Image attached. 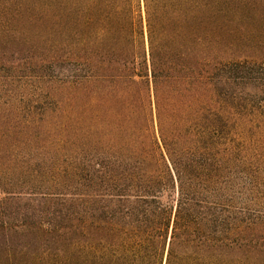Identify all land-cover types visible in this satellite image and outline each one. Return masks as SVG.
<instances>
[{
  "label": "trees",
  "instance_id": "16d2710c",
  "mask_svg": "<svg viewBox=\"0 0 264 264\" xmlns=\"http://www.w3.org/2000/svg\"><path fill=\"white\" fill-rule=\"evenodd\" d=\"M74 1L71 50L83 36ZM196 1L180 13L176 0H143L147 47L139 14L100 28L97 56L60 62L80 86L68 97L84 103L69 119L81 127L42 141L63 157L48 185H35L43 157L34 184L0 183V229L7 216L76 232L79 264H264V62L204 56Z\"/></svg>",
  "mask_w": 264,
  "mask_h": 264
},
{
  "label": "rangeland",
  "instance_id": "374dc122",
  "mask_svg": "<svg viewBox=\"0 0 264 264\" xmlns=\"http://www.w3.org/2000/svg\"><path fill=\"white\" fill-rule=\"evenodd\" d=\"M178 1L174 7L180 13L195 11L201 4L196 0ZM203 1L201 14L197 13L203 20L197 27L201 33V46L197 47L202 54L223 62H264V0ZM71 5L83 33L82 38H73V50L69 49L66 33V8L70 6L66 0H0V183L13 190L16 182L22 183L19 186L34 184L36 178L27 171H44L39 157L47 158L50 164L45 166L48 178H38L35 185L46 186L47 179L59 177L58 171L48 173L47 168L63 157L41 148L42 141L61 139L81 127L70 120L85 109L84 103L74 101L76 95L68 97L77 94L80 86L67 84L71 79L60 62L84 52L89 57L97 56V31L116 24L126 27L131 19L137 23L139 14L147 47L143 0H75ZM109 41L102 44L108 47ZM13 144L19 151H6L5 146L12 148ZM25 199L14 205L23 208L28 202ZM5 218L10 226L0 229V264H79L76 232L55 228L54 224L19 225ZM65 224L60 222V226Z\"/></svg>",
  "mask_w": 264,
  "mask_h": 264
}]
</instances>
